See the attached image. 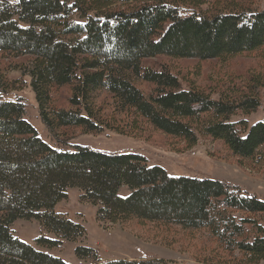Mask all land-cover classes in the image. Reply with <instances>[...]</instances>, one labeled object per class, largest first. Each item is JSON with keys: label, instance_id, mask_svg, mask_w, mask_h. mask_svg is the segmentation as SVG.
<instances>
[{"label": "trees", "instance_id": "obj_1", "mask_svg": "<svg viewBox=\"0 0 264 264\" xmlns=\"http://www.w3.org/2000/svg\"><path fill=\"white\" fill-rule=\"evenodd\" d=\"M186 5L193 8L187 16L181 14ZM200 6L197 0H18L14 6L0 0V63L18 61L29 77L41 124L56 143L40 139L24 119L20 101L0 99V264H65L14 238L10 226L34 220L60 239L82 238V226L53 214L73 188L96 208L100 223L135 220L206 230L225 251L241 255L239 264L264 261V201L256 195L218 180L170 176L137 153L70 145L59 134L76 128L84 134H123L149 126L191 147L198 132L221 141L240 160L264 166V119L252 126L229 122L237 112L248 116L261 107L256 94L264 87L261 78H253L247 96L212 100L191 85L181 88L167 70L143 67L161 56L202 62L264 48V10L196 11ZM137 81L153 91L145 97ZM0 86L2 94L11 88L1 71ZM64 87L70 91L69 109H55L50 93ZM102 92L112 101L111 115L128 118L124 127L104 121L96 105ZM36 244L51 249L60 242L39 238ZM91 252L77 248L75 255L88 258Z\"/></svg>", "mask_w": 264, "mask_h": 264}, {"label": "rangeland", "instance_id": "obj_2", "mask_svg": "<svg viewBox=\"0 0 264 264\" xmlns=\"http://www.w3.org/2000/svg\"><path fill=\"white\" fill-rule=\"evenodd\" d=\"M18 0H7L14 6ZM202 6L196 11H214L225 8L263 11L264 0H197ZM182 8V15H190L192 7ZM15 62V63H13ZM8 66L6 60L0 63L2 76L11 85L6 94L0 93L3 101H20L25 105L24 119L37 131L45 143L55 146L41 124L35 95L19 67L18 61ZM18 65V66H14ZM144 68L167 70L181 82V88L188 85L211 96L212 100H238L252 91L253 78L264 81V48L245 52L223 60L197 61L195 59H169L157 57L143 64ZM139 91L147 97L153 87L143 82H135ZM5 90L4 86L0 91ZM261 107L245 116L241 112L230 117V123L245 121L248 126L264 119V87L256 90ZM51 105L55 109H69V88L55 89L50 93ZM96 105L111 126L124 127L128 118L112 116V101L105 92L98 95ZM206 116V115H204ZM103 119V118H102ZM119 128V129H120ZM119 134L105 130L97 134H84L81 129H64L70 145H79L91 150L109 153H137L146 158L149 166H160L170 176H188L218 180L240 189L241 192L254 194L264 201V166L253 161L240 160L233 156L221 141L196 133L195 145L188 147L182 139L173 138L144 126L141 131ZM63 139V138H61ZM127 193L123 190L121 195ZM59 219L67 220L84 228V236L74 241L60 239L59 235L45 230L34 220H15L10 231L19 241L58 258L65 264H93L95 260H151L166 264H239L242 260L237 251H225L206 230L183 231L180 227L161 228L152 224L131 221L123 224H104L96 219V208L83 199L80 190L73 188L66 192V198L53 209ZM45 238L59 241L51 249L38 247L36 240ZM77 248L91 249L88 258L75 255ZM259 264H264L260 262Z\"/></svg>", "mask_w": 264, "mask_h": 264}]
</instances>
